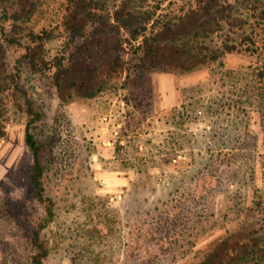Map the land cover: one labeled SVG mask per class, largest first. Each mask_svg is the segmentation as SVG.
<instances>
[{"label": "rangeland", "instance_id": "374dc122", "mask_svg": "<svg viewBox=\"0 0 264 264\" xmlns=\"http://www.w3.org/2000/svg\"><path fill=\"white\" fill-rule=\"evenodd\" d=\"M119 1L108 0V7ZM186 1L159 0L156 14L177 12ZM234 1L248 15L255 54L227 53L222 67L152 72L146 103L124 112L121 131L135 135L125 150L116 140L113 159L103 140L107 92L118 91L62 102L47 75L22 58L28 28L52 29L47 59L65 48L67 33L57 26L64 0H43V9L24 21L15 17V0H0V39L10 68L20 69V86L42 116L31 131L41 145L45 194L54 210L41 231L44 264H194L210 242L244 219L245 209L264 207V98L258 93L264 88L258 75L264 72V0ZM240 32L236 28L234 38ZM162 72L171 74L178 99L161 115L165 128L158 133L150 130L158 126L152 75ZM18 100L24 103L20 93ZM19 102L10 100L0 139V264H26V238L44 215L28 181L32 156L24 136L31 116ZM253 219L262 232L264 214Z\"/></svg>", "mask_w": 264, "mask_h": 264}, {"label": "trees", "instance_id": "16d2710c", "mask_svg": "<svg viewBox=\"0 0 264 264\" xmlns=\"http://www.w3.org/2000/svg\"><path fill=\"white\" fill-rule=\"evenodd\" d=\"M107 1L64 0L61 24L57 26L66 31L67 41L60 54L52 58L47 59L45 53L52 29L43 26L39 31L27 30L22 58L34 71L47 75L62 102L96 97L105 90H121L124 102L137 108L146 103L154 71H193L217 64L222 67L227 53L253 55L257 49L253 34L245 28L248 15L243 16L234 0H187L177 12L159 15V0L151 11L140 10L150 0H134L133 4L120 0L111 8ZM15 2L19 6L15 17L23 21L43 7V0ZM256 6H251L252 10ZM235 27L243 31L240 39L233 36ZM122 29H128L129 35ZM5 39L9 43L16 40L7 36ZM7 55V47L0 39V139L7 133L10 100L19 102L20 93L24 103H17V107L31 116L24 136L32 156L29 186L44 211L26 238L29 251L25 259L26 264H44L48 248L41 231L53 219L54 210L53 200L45 194L41 145L31 131V125L42 116L20 86V69L10 68ZM258 75L261 80L264 72ZM258 91L264 98V88ZM258 214H264V207L245 209L244 219L210 242L194 264H264V230L255 228L253 219Z\"/></svg>", "mask_w": 264, "mask_h": 264}, {"label": "crops", "instance_id": "0c3cea01", "mask_svg": "<svg viewBox=\"0 0 264 264\" xmlns=\"http://www.w3.org/2000/svg\"><path fill=\"white\" fill-rule=\"evenodd\" d=\"M153 81L155 83V91L157 93V99L154 101V109H155V116L156 122L158 123L157 127H151L154 131H158V133L162 132L163 129L160 127L161 121H162V114H168L177 103V88L175 84L171 81L172 76L170 73L162 72L161 73H153L152 75ZM161 80V81H160ZM162 82V84L160 83ZM121 90H118L117 93L111 94L107 92V120L105 122V128L104 132L106 133L107 137H104L103 143L107 145V152H110L109 156L118 157V155H113V148L112 146L116 144V140H119L120 143H123V149L125 150L127 146H129V138L134 134L133 130H126L121 131V127L123 123H125L126 116H125V109L129 108V105H127L124 100L122 99ZM133 112L135 110H132ZM134 114V113H133ZM151 116V117H153ZM150 117L146 118V121H148ZM167 128L170 127L169 122H165ZM107 143V144H106ZM143 145H140L139 147L142 148ZM124 159H134V157H131L130 155H127L124 157Z\"/></svg>", "mask_w": 264, "mask_h": 264}]
</instances>
